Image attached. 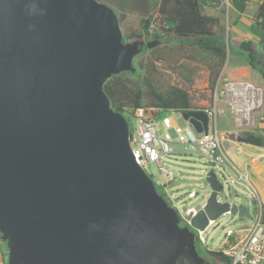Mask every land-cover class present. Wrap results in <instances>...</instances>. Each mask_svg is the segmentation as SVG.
<instances>
[{
	"label": "water",
	"instance_id": "95a60500",
	"mask_svg": "<svg viewBox=\"0 0 264 264\" xmlns=\"http://www.w3.org/2000/svg\"><path fill=\"white\" fill-rule=\"evenodd\" d=\"M160 42L125 40L119 15L102 0H0V234L8 264H201L192 228L206 230L226 213L253 218L246 205L218 200L222 184L211 168L207 202L181 226L135 156L128 119L104 86L135 72V58ZM190 122L205 131L198 118ZM232 141L246 135L228 133L223 147Z\"/></svg>",
	"mask_w": 264,
	"mask_h": 264
},
{
	"label": "rangeland",
	"instance_id": "374dc122",
	"mask_svg": "<svg viewBox=\"0 0 264 264\" xmlns=\"http://www.w3.org/2000/svg\"><path fill=\"white\" fill-rule=\"evenodd\" d=\"M102 1L109 4L122 19L120 22L125 40L130 33L141 31V22L144 17H151L152 21L159 24V26H164L162 16L158 12V3L149 14L145 13V9L152 0ZM172 25L173 23L169 21L167 26ZM165 37L164 42L161 41L154 47L148 48L145 46L143 52L135 58L136 66L139 67L142 63L144 70L142 69L143 74L140 77L137 75L130 76L131 81L143 84L148 77V81H151L155 89L164 91L169 87H177L188 92L194 108L208 106L212 102L214 91L211 86L210 70V64L213 62L212 55L198 49L190 41L180 42L176 40L172 33H166ZM140 38L137 37L132 40ZM222 72L223 69L220 75ZM260 78H262V81L263 76L261 74ZM144 91L146 97L142 107L152 108L155 113L159 108L149 104L151 101L148 96L149 89L145 87ZM225 108V114L218 119V129L222 133L236 129L234 116L230 108L227 106ZM127 113L125 116L132 131L136 124V120L133 118V109H127ZM179 113L180 111L176 110H160L155 114L161 138L169 141L170 153L164 154L161 158L164 168L158 167L154 162H143V166L153 178L158 191L171 207L183 213L182 208L184 205L195 206L200 209L207 202L211 194V187L206 174L211 167L206 155L202 152L191 151L186 133V128L189 125ZM164 117H172L175 123L183 129V132L179 134L176 133L174 127L167 128L163 123ZM223 150L228 159L227 161L235 162L238 165H240L239 163L244 165L246 160L256 155L261 156L264 153V148L261 146L238 141H232L230 147L228 149L223 147ZM261 160L264 161V157ZM220 167L222 166L215 167V172L218 178L224 181L226 174L223 168ZM166 170L173 172V178L169 183H166L165 187L162 183L166 182ZM192 190L196 191L197 195L190 198L189 192ZM218 198L239 202L246 205L253 215L256 213L252 196L241 185L228 186L224 182V188L219 192ZM252 222V219L240 217L238 214L227 213L222 215L216 220V224L210 226L209 230L205 232L206 242L202 247L197 244L198 248L201 249L199 253L202 254L208 264H226L208 251L220 250L230 233L238 235L242 229L249 227ZM180 223L186 225L183 219Z\"/></svg>",
	"mask_w": 264,
	"mask_h": 264
},
{
	"label": "built area",
	"instance_id": "2783aa9c",
	"mask_svg": "<svg viewBox=\"0 0 264 264\" xmlns=\"http://www.w3.org/2000/svg\"><path fill=\"white\" fill-rule=\"evenodd\" d=\"M228 5V0H215L208 1L204 5V8L212 6L221 9ZM148 33L150 35H159L163 33V29L159 24L152 21L148 27ZM225 106L230 108L234 116L236 129L222 133L218 129V119L225 114ZM263 107V86L249 79H232L222 73L214 87L211 104L203 108L209 116V123L205 126V131L197 132L190 122L191 117L184 118L183 113H179L189 125L186 128V133L191 151L202 152L206 155L211 168L215 169L217 166H222L220 168H223L226 178L224 181L219 179L222 184L221 190L224 188V182L228 186L241 185L249 191V194L253 198L256 213L254 215L251 213L253 216L252 224L242 229L238 235L230 233L226 237L224 246L220 249L231 258L232 264H264V203L258 195L248 165H238L235 162L227 161L228 159L223 150V141L228 137V133L230 132L245 134L250 131L255 126L257 114ZM132 109L130 108V110ZM160 110L158 109L154 113L152 108L138 107L133 109V118L136 120V124L134 125L133 131H131V144L135 156L142 165L143 162H154L158 167L164 168L161 163V158L164 154L170 153V145L168 140L161 138L158 130L155 114ZM163 123L167 128L174 127L176 133L180 134L183 132V129L175 123L172 117H164ZM216 152L218 156L214 159L213 155ZM260 157H264V153ZM212 161L216 162L215 166H212ZM165 172L166 182L162 184L166 187V183H169L173 178V172L171 170H166ZM196 195L197 192L194 190L189 192L190 198ZM218 200L221 202L229 201L231 205L233 203L239 204V202L228 199L218 198ZM182 209L183 213H180L177 209L175 210L185 220L186 225L190 226L191 220L187 219L185 215L190 213L195 215L199 209L195 206L189 207L188 205H184ZM214 224H216V220H210L206 230L193 228L196 233V239L202 245L206 242L205 232Z\"/></svg>",
	"mask_w": 264,
	"mask_h": 264
},
{
	"label": "trees",
	"instance_id": "16d2710c",
	"mask_svg": "<svg viewBox=\"0 0 264 264\" xmlns=\"http://www.w3.org/2000/svg\"><path fill=\"white\" fill-rule=\"evenodd\" d=\"M208 1L215 0H152L145 13L149 14L152 9L159 4L158 12L162 16L164 26L160 25L163 33L159 35H150L148 27L152 22L151 17L142 18L141 31L139 33H130L126 40H132L137 37H145L146 40L160 39L162 42L166 40V33H172L174 38L180 42H192L198 49L208 52L212 55L213 62L210 64L211 70V86L214 88L217 79L226 63L228 50L225 41L224 32L218 31L219 18L208 15L205 12L204 5ZM219 1V0H217ZM245 0H236L235 6L240 11L245 9ZM258 18L264 19V2L261 5ZM122 19H120L121 21ZM172 22V26H167L168 22ZM253 30L261 37L264 44V22L257 21ZM248 49V46H244ZM249 62L256 66V58L249 54ZM136 66V64L134 63ZM143 64L140 63L135 72H122L113 75L105 84V91L111 100V106L114 110L126 115L127 109H136L143 106L146 97L144 88L149 89L148 96L151 98L149 104L161 110H176L183 113L184 118L196 117L201 120L205 126L209 123V116L203 108H194L188 92L177 88L169 87L164 91L155 89L151 81L146 78L143 84L134 83L130 76H142ZM143 69V70H142ZM130 79V80H129ZM133 131V129H132ZM246 143L261 146L262 135L256 131H248L245 133ZM164 197V196H163ZM264 217V204H263ZM201 247L202 244L200 243ZM210 254L226 264H232L229 256L221 250L208 251Z\"/></svg>",
	"mask_w": 264,
	"mask_h": 264
},
{
	"label": "crops",
	"instance_id": "0c3cea01",
	"mask_svg": "<svg viewBox=\"0 0 264 264\" xmlns=\"http://www.w3.org/2000/svg\"><path fill=\"white\" fill-rule=\"evenodd\" d=\"M228 1L229 5L221 9L212 6L205 8L208 15L219 18L217 30L225 35L228 56L222 73L232 79H249L264 87V44L253 30L257 21L264 22V19L258 18L264 0H245L244 11L235 6L236 0ZM244 46H248V49ZM249 54L256 58L254 67L249 62ZM250 131L264 134V107L257 114L256 124ZM261 159L260 155L253 156L245 161V165H248L258 195L264 202V161ZM8 256L7 244L0 234V264H8Z\"/></svg>",
	"mask_w": 264,
	"mask_h": 264
},
{
	"label": "flooded vegetation",
	"instance_id": "af4514ba",
	"mask_svg": "<svg viewBox=\"0 0 264 264\" xmlns=\"http://www.w3.org/2000/svg\"><path fill=\"white\" fill-rule=\"evenodd\" d=\"M180 225L181 226H184V225H182L181 223H180ZM201 247V245H200V242L196 239V246H197V248H198V245ZM198 251H201V249L200 248H198ZM200 255H202V254H200ZM205 259V258H204ZM201 264H208V262L206 261V259H205V261H203V263H201Z\"/></svg>",
	"mask_w": 264,
	"mask_h": 264
},
{
	"label": "bare ground",
	"instance_id": "6f19581e",
	"mask_svg": "<svg viewBox=\"0 0 264 264\" xmlns=\"http://www.w3.org/2000/svg\"><path fill=\"white\" fill-rule=\"evenodd\" d=\"M227 138H228V137H227ZM227 138H226V139H227Z\"/></svg>",
	"mask_w": 264,
	"mask_h": 264
}]
</instances>
